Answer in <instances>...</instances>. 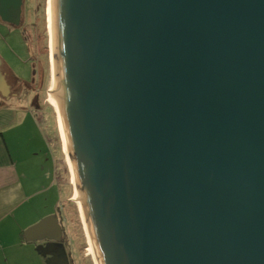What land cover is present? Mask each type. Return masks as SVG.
Instances as JSON below:
<instances>
[{
  "label": "water",
  "instance_id": "95a60500",
  "mask_svg": "<svg viewBox=\"0 0 264 264\" xmlns=\"http://www.w3.org/2000/svg\"><path fill=\"white\" fill-rule=\"evenodd\" d=\"M51 46L96 264H264V0H51ZM63 233L56 214L25 238Z\"/></svg>",
  "mask_w": 264,
  "mask_h": 264
},
{
  "label": "crops",
  "instance_id": "0c3cea01",
  "mask_svg": "<svg viewBox=\"0 0 264 264\" xmlns=\"http://www.w3.org/2000/svg\"><path fill=\"white\" fill-rule=\"evenodd\" d=\"M1 26H5L3 22L0 37L4 35ZM3 98L0 94V264H78L71 247L59 253L25 238L27 229L57 214L55 184L59 171L38 114L27 105L4 101L11 97ZM59 220L65 228L61 216Z\"/></svg>",
  "mask_w": 264,
  "mask_h": 264
},
{
  "label": "rangeland",
  "instance_id": "374dc122",
  "mask_svg": "<svg viewBox=\"0 0 264 264\" xmlns=\"http://www.w3.org/2000/svg\"><path fill=\"white\" fill-rule=\"evenodd\" d=\"M23 11L20 27L15 28L6 24L1 26L4 34L0 37L1 71L6 76L9 86L20 95V99L17 96H12L9 100L3 99L11 105H27L35 112L37 109H41L39 116L43 125L42 133L45 135V139L47 132L49 133L52 151L54 152V154L50 152L51 157L52 160L56 159L59 171V175L56 172L55 184V190L58 194L57 209L65 223L66 237L70 242L71 249L75 250L78 264H95L88 252V239L78 205L72 199L74 188L64 151L60 124L56 110L49 102V93L47 92L51 83L52 68L47 0H24ZM34 69L38 70L39 73L35 84L32 81ZM26 86L30 88V95L27 99H25ZM21 137L25 138L26 134L23 133ZM38 141L41 143L40 140L36 139V142ZM23 145L26 144L23 143ZM29 145V148L32 149V144ZM43 152L45 151L43 150ZM46 184L47 181L44 180V187ZM53 194L55 193L53 192Z\"/></svg>",
  "mask_w": 264,
  "mask_h": 264
},
{
  "label": "bare ground",
  "instance_id": "6f19581e",
  "mask_svg": "<svg viewBox=\"0 0 264 264\" xmlns=\"http://www.w3.org/2000/svg\"><path fill=\"white\" fill-rule=\"evenodd\" d=\"M47 18H48V27H49V32H50V59H51V65H52V46H51V0H47ZM51 77H52V68H51ZM50 84H51V83H50ZM49 102H50V104L55 108V101H54L53 97L51 96V94H49ZM59 124H60V123H59ZM60 131H61V135H62L61 137H62V139H63V131H62V129H61V126H60ZM63 145H64V143H63ZM71 182H72V185H73V188H74V196H73L72 199H73L74 202L78 205L79 212H80V206H79V200H78L77 189H76V187H75V185H74V183H73L72 178H71ZM80 214H81V212H80ZM81 218H82V216H81ZM82 221H83V218H82ZM83 226H84V229H85V232H86V236H87V227H86L84 221H83ZM87 239H88V236H87ZM88 246H89V243H88ZM88 252H89V254L92 256V258H93V260H94V262H95V264H96V261H95V259H94V256H93L92 252H91L90 246L88 247Z\"/></svg>",
  "mask_w": 264,
  "mask_h": 264
},
{
  "label": "trees",
  "instance_id": "16d2710c",
  "mask_svg": "<svg viewBox=\"0 0 264 264\" xmlns=\"http://www.w3.org/2000/svg\"><path fill=\"white\" fill-rule=\"evenodd\" d=\"M39 73H38V70H34V77H33V82L35 83L36 82V80H37V78H38V75ZM29 86V85H28ZM28 86H26V88L28 87ZM25 92H26V96H25V99H27V97L30 95V88H27V89H25ZM12 96H17L19 99H20V95H19V93H17V92H15V90H12L11 89V97ZM37 112V116H39V114H40V110H36ZM39 118H40V116H39ZM43 126V125H42ZM47 132V131H46ZM46 136H47V140H48V142H49V144H50V146H51V140H50V137H49V133L47 132V134H46ZM51 148H52V146H51ZM53 149V148H52ZM57 214H60V211H58L57 212ZM63 230H64V227H63ZM64 235L66 236V232H65V230H64ZM64 236V237H65Z\"/></svg>",
  "mask_w": 264,
  "mask_h": 264
},
{
  "label": "flooded vegetation",
  "instance_id": "af4514ba",
  "mask_svg": "<svg viewBox=\"0 0 264 264\" xmlns=\"http://www.w3.org/2000/svg\"><path fill=\"white\" fill-rule=\"evenodd\" d=\"M24 12V11H23ZM22 24V23H21ZM21 26V25H20ZM1 70H2V68H1ZM35 70V69H34ZM34 72V71H33ZM33 77H34V74H33ZM33 81V80H32ZM34 83V82H33ZM35 84V83H34ZM11 89L12 90H14L12 87H11ZM37 110H40L41 111V109H37ZM58 215V218H60V214H57ZM46 243H48V242H45L44 244H46ZM70 247H71V245H70V242H69V240H68V238L67 237H64V235H63V239H62V241L60 242V243H57L56 245H55V247L53 248V250L54 251H57V252H59V253H61L62 251H65V250H67V249H70ZM48 250H51V248H48ZM69 263H70V261H68Z\"/></svg>",
  "mask_w": 264,
  "mask_h": 264
}]
</instances>
